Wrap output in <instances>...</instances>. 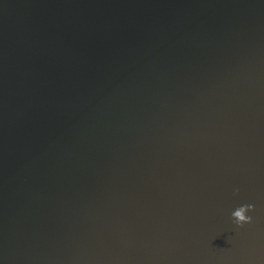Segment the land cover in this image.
Instances as JSON below:
<instances>
[{
  "label": "water",
  "instance_id": "obj_1",
  "mask_svg": "<svg viewBox=\"0 0 264 264\" xmlns=\"http://www.w3.org/2000/svg\"><path fill=\"white\" fill-rule=\"evenodd\" d=\"M0 264H264V0H0Z\"/></svg>",
  "mask_w": 264,
  "mask_h": 264
},
{
  "label": "clouds",
  "instance_id": "obj_2",
  "mask_svg": "<svg viewBox=\"0 0 264 264\" xmlns=\"http://www.w3.org/2000/svg\"><path fill=\"white\" fill-rule=\"evenodd\" d=\"M234 193H238L240 191L239 187L233 189ZM255 207L252 203H244L239 207L235 208L232 213V221L234 224L243 226L246 223H250L253 219L251 215H249V211Z\"/></svg>",
  "mask_w": 264,
  "mask_h": 264
}]
</instances>
